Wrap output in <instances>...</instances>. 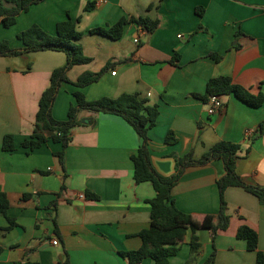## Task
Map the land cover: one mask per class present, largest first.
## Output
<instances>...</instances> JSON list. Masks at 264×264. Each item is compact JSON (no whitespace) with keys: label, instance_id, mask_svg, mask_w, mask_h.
I'll return each mask as SVG.
<instances>
[{"label":"crops","instance_id":"crops-1","mask_svg":"<svg viewBox=\"0 0 264 264\" xmlns=\"http://www.w3.org/2000/svg\"><path fill=\"white\" fill-rule=\"evenodd\" d=\"M87 3L93 8L84 12ZM140 17L158 21V27L147 33L129 23L117 40L81 37L78 44L90 62L68 71L53 118L66 120L80 75L102 72L98 81L80 89L86 100L136 93L158 106L156 124L148 131L149 157L158 175L170 177L176 159L190 151L198 159L228 141L240 147L236 172L242 181L264 187V135L259 134L264 105L252 108L232 95L222 96L223 109L208 115L199 98L207 82L219 76L253 94L264 92V0H44L17 16L11 27L0 23V41L22 48L16 36L33 24L54 35L57 23L69 18H79L76 29L86 32ZM65 63V54L55 51L0 56V192L17 223L6 230L8 222L0 216V264H59L65 259L70 264H129L119 252L138 249L136 234L150 225L147 201L156 193L150 182L134 181L130 157L141 139L120 116L82 111L64 150L51 141L33 151L21 147L35 128L38 102L52 71ZM169 134L174 142H166ZM5 135L14 137L13 152L2 150ZM62 150L63 166L55 155ZM224 173L220 159L187 168L172 190L176 207L197 220L217 215L216 181ZM224 199L230 221L214 239V264H257V252L264 254V206L241 187H228ZM242 225L257 233L256 251L236 237ZM197 236L201 247L193 264H203L212 251V232L200 229ZM190 238L188 231L167 264H186ZM138 264L155 263L147 258Z\"/></svg>","mask_w":264,"mask_h":264},{"label":"trees","instance_id":"trees-1","mask_svg":"<svg viewBox=\"0 0 264 264\" xmlns=\"http://www.w3.org/2000/svg\"><path fill=\"white\" fill-rule=\"evenodd\" d=\"M44 0H0L1 25L9 28L16 23L17 16ZM92 3H87L84 12L92 10ZM200 13V10H196ZM75 21L70 18L57 23L54 35L48 34L40 27L33 24L26 30L17 34V39L23 44L22 48H12L8 41H0V56H19L30 52L55 51L62 52L66 56V63L52 71L49 87L41 94L38 102V110L35 115V128L31 135L24 139L21 147L33 151L42 147L47 142L60 143L63 150L68 146L70 135L74 128L80 125L79 114L82 111L93 113L114 114L123 118L137 133L141 143L130 159L134 166V181L136 184L150 182L155 190V197L148 200L150 206V225L136 234L141 239V246L136 250L121 251L120 256L127 259L129 264L141 263L144 259H151L155 264H167L169 258L176 255L184 242L185 235L191 232L189 242V258L186 264H193L199 253L201 244L197 231L209 229L212 232V251L203 264H214L215 247L214 239L221 230L229 226L230 218L226 214V202L224 192L228 187H241L246 192L254 195L259 203L264 206V187H255L245 184L236 172V163L239 159L240 147L237 144L220 141L210 148L202 157L195 159L193 152L176 159L175 172L170 177H161L151 165L148 149V131L156 124L159 114L157 105H150L148 100L138 94L124 93L117 98L102 97L88 101L80 91L83 87L98 81L101 73L86 72L80 75L74 85L79 88L72 93L75 103L67 112L66 120H56L52 116V107L56 95L62 83H68V71L75 65L87 64L90 59L82 51L78 41L84 34H97L112 40L122 36L123 28L129 23H134L141 29L152 33L158 27V21L148 18H122L108 28L95 27L86 32L76 29ZM215 61L221 60L220 55H212ZM264 85V83H262ZM232 95L243 104L259 108L264 105V92L251 93L248 89L234 84L231 78L219 76L211 78L207 82L206 91L199 96L203 102H207L211 96ZM259 134L264 135V122L259 125ZM170 137L167 143L174 142ZM2 150L13 152L15 150L14 137L5 135L2 140ZM55 153L60 164H64V151ZM214 159H220L224 165V175L216 181L219 192V211L217 215H206L201 220L195 219L190 214L180 211L174 202L172 190L178 183L184 171L189 167L204 166ZM25 195L24 197H27ZM88 198L97 199L95 195H86ZM53 205H56L54 202ZM9 202L4 193L0 192V216L6 218L8 226L6 230L17 227L15 219L8 215ZM236 237L246 242L247 250L256 251L258 235L246 225H242L236 232ZM59 264H70L67 259L59 261ZM257 264H264V254L257 252Z\"/></svg>","mask_w":264,"mask_h":264},{"label":"built area","instance_id":"built-area-1","mask_svg":"<svg viewBox=\"0 0 264 264\" xmlns=\"http://www.w3.org/2000/svg\"><path fill=\"white\" fill-rule=\"evenodd\" d=\"M138 41H139L138 39L134 40L135 43H138ZM112 74L114 75L115 72H112ZM206 104H207L208 115L216 114L223 109V102L221 100V97L219 96H211L206 102ZM52 244L56 246L58 244L57 240H54Z\"/></svg>","mask_w":264,"mask_h":264}]
</instances>
